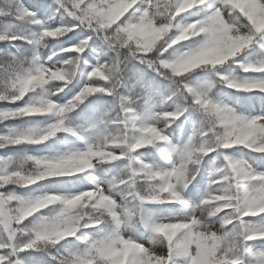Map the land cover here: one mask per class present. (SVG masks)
Here are the masks:
<instances>
[{"label":"rangeland","instance_id":"obj_1","mask_svg":"<svg viewBox=\"0 0 264 264\" xmlns=\"http://www.w3.org/2000/svg\"><path fill=\"white\" fill-rule=\"evenodd\" d=\"M56 1L87 33L45 55L52 20L0 0V41L37 50L22 52L20 80L34 86L26 106L0 105V123L40 106L57 114L0 125V264H166L174 248L181 264H264V0H166L165 16L156 0ZM128 24L160 36L148 49L120 32ZM95 35L115 54L108 80L88 79L100 64L88 66L67 100L99 88L115 112L76 135L52 56ZM11 81L0 76V89ZM55 134L63 151L37 146ZM80 173L89 178L77 176L74 192L46 186Z\"/></svg>","mask_w":264,"mask_h":264},{"label":"trees","instance_id":"obj_2","mask_svg":"<svg viewBox=\"0 0 264 264\" xmlns=\"http://www.w3.org/2000/svg\"><path fill=\"white\" fill-rule=\"evenodd\" d=\"M17 2L22 4L28 11L35 10L38 13L43 11L41 13H43L45 17L48 16L47 20H52V24H49L48 30L45 32L43 37L44 48L42 50V54L49 55L51 48L58 49L60 46L69 45L75 42L80 34L83 35L84 33H87L85 29L81 28L77 24H70V21L67 19L69 14L62 9V6L56 0H17ZM58 6L61 7L59 8ZM166 8V0H156L155 10L158 15L165 16ZM123 23H126V21ZM120 32L122 34L125 33V36L128 37L129 41H133L134 39L136 42H145L148 49L154 46L155 42L160 36V33L157 34L158 32L152 35L143 34L141 32L137 33L129 26V24L127 25V28H122ZM136 35H138V37ZM90 37L86 38L81 44V49L79 52V54L83 55L81 57V62L76 61V56L78 54L75 52L74 48L55 53L52 56L53 61L62 62V67L58 73L52 75L50 80L54 84L63 86L62 89L57 91V99H59L58 101L67 107L69 115L72 116V123H80L81 129L85 126H89L90 123H92L91 120H89L90 115L92 117L95 114H100L99 117H101V119H108L115 112L114 97L107 94L106 92H103L99 88H95L92 92L88 93L89 96L87 95L84 97L82 95H78L75 100H67V96L69 95L68 93H72L74 90L81 87L86 81V69L88 66L95 64L98 67L100 64L99 68L93 71L88 79H93L92 74L95 73L96 77H98L97 79L104 83L109 77L106 69L109 67V65L114 64L115 54L110 48L106 47L104 43L105 40L101 36L95 35L97 42L94 40L92 42ZM16 40H20L21 42L14 43ZM0 42V46L2 47L0 49V54L2 53L0 55V76L11 74L15 78L14 83L12 81L8 84L4 83L8 89H0V105L4 108L5 112L10 110L21 111V109L25 107L27 99L34 89L33 85H25L24 82L20 80V74L26 70V66L29 63L27 60H24L22 52L29 51L31 55H33L37 50L34 44H29L26 39L22 40L21 38H8ZM8 62L14 63V65H6ZM157 76V83L167 80L163 74H157ZM11 96H16V99H9ZM107 103L108 110H104L108 111V114L106 115L105 112H102V107H104ZM56 116L57 114H55V110H48L45 108V106H40L34 110L27 109V111H25L23 114L13 116L12 119L5 120L3 121L4 123L1 122L0 125L4 127L7 124L15 122L26 123L29 119L33 118H45L54 121ZM172 120V128L175 130L178 124L182 122L184 118L181 115H176L172 118ZM63 141V138H59L55 134L53 136H48L45 140L38 142L37 146H41V148H49L54 152H59L64 150L65 144ZM201 161L202 159L196 157L193 160V163L195 166H197V164ZM114 164L108 163L107 166L112 167ZM136 175H138V172ZM76 177L61 178L60 181L46 182V186L53 188H68L73 191L80 185V180L76 179ZM33 186L37 188L35 184L31 186L27 185L25 186L24 190H28ZM96 223H98L97 225H100L103 224L104 221L100 220ZM180 254V249L175 248L170 264H181L184 257ZM176 260H179L180 262L176 263Z\"/></svg>","mask_w":264,"mask_h":264}]
</instances>
